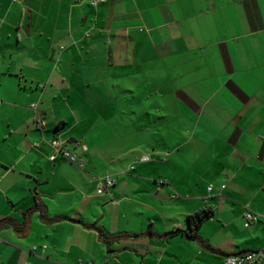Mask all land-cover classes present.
Listing matches in <instances>:
<instances>
[{"label":"crops","instance_id":"obj_1","mask_svg":"<svg viewBox=\"0 0 264 264\" xmlns=\"http://www.w3.org/2000/svg\"><path fill=\"white\" fill-rule=\"evenodd\" d=\"M248 211L264 0H0V264H222L264 253Z\"/></svg>","mask_w":264,"mask_h":264},{"label":"built area","instance_id":"obj_2","mask_svg":"<svg viewBox=\"0 0 264 264\" xmlns=\"http://www.w3.org/2000/svg\"><path fill=\"white\" fill-rule=\"evenodd\" d=\"M92 4H96L99 2H103L104 0H90ZM35 122L41 127L44 123L42 115L35 111L34 115ZM54 148V153H58L64 159L68 160L71 163L77 164L81 167V163H78V157L76 154L71 153L67 150H61L58 148L57 143H52ZM54 155L49 156V160L54 159ZM142 162L148 161V157H141L140 159ZM113 185V180L109 177H100L96 179V189L97 193H102L106 188ZM211 186L207 187V191H211ZM261 221L264 224V216H261L257 213H252L250 211L244 214V227H248L250 224ZM222 264H264V253L262 251L257 252H248L244 254H237L227 256L223 259Z\"/></svg>","mask_w":264,"mask_h":264},{"label":"trees","instance_id":"obj_3","mask_svg":"<svg viewBox=\"0 0 264 264\" xmlns=\"http://www.w3.org/2000/svg\"><path fill=\"white\" fill-rule=\"evenodd\" d=\"M211 215H212L211 209L205 208V209H202L198 212H195L192 215L187 216L186 221L188 224V232H184V233H186L187 237L200 241L203 246L208 247V248H209L208 243L202 241L200 239V237L198 236V230H199L200 225L205 220H207ZM101 234H102V232H101Z\"/></svg>","mask_w":264,"mask_h":264},{"label":"rangeland","instance_id":"obj_4","mask_svg":"<svg viewBox=\"0 0 264 264\" xmlns=\"http://www.w3.org/2000/svg\"><path fill=\"white\" fill-rule=\"evenodd\" d=\"M258 214H259V213H258ZM259 215L264 216L263 214H259ZM255 223H257V222H255Z\"/></svg>","mask_w":264,"mask_h":264}]
</instances>
